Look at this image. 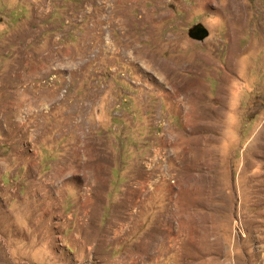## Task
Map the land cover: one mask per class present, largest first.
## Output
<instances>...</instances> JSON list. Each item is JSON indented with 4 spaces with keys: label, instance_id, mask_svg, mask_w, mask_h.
<instances>
[{
    "label": "rangeland",
    "instance_id": "obj_1",
    "mask_svg": "<svg viewBox=\"0 0 264 264\" xmlns=\"http://www.w3.org/2000/svg\"><path fill=\"white\" fill-rule=\"evenodd\" d=\"M0 264H264V0H0Z\"/></svg>",
    "mask_w": 264,
    "mask_h": 264
},
{
    "label": "water",
    "instance_id": "obj_2",
    "mask_svg": "<svg viewBox=\"0 0 264 264\" xmlns=\"http://www.w3.org/2000/svg\"><path fill=\"white\" fill-rule=\"evenodd\" d=\"M189 36L193 39L202 41L208 36V32L201 24H197L189 30Z\"/></svg>",
    "mask_w": 264,
    "mask_h": 264
}]
</instances>
